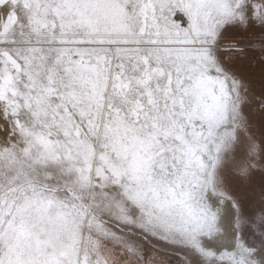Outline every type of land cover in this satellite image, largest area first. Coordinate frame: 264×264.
Wrapping results in <instances>:
<instances>
[{
  "label": "snow or ice",
  "instance_id": "6c2138e0",
  "mask_svg": "<svg viewBox=\"0 0 264 264\" xmlns=\"http://www.w3.org/2000/svg\"><path fill=\"white\" fill-rule=\"evenodd\" d=\"M0 264H264V0H0Z\"/></svg>",
  "mask_w": 264,
  "mask_h": 264
}]
</instances>
